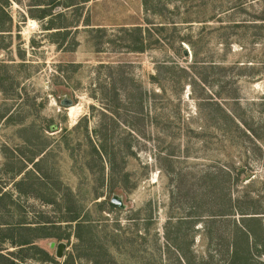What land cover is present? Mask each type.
Listing matches in <instances>:
<instances>
[{
	"label": "rangeland",
	"instance_id": "rangeland-1",
	"mask_svg": "<svg viewBox=\"0 0 264 264\" xmlns=\"http://www.w3.org/2000/svg\"><path fill=\"white\" fill-rule=\"evenodd\" d=\"M0 23V264H264V0H0Z\"/></svg>",
	"mask_w": 264,
	"mask_h": 264
},
{
	"label": "trees",
	"instance_id": "trees-1",
	"mask_svg": "<svg viewBox=\"0 0 264 264\" xmlns=\"http://www.w3.org/2000/svg\"><path fill=\"white\" fill-rule=\"evenodd\" d=\"M67 5H70L69 2H66ZM65 5V6H67ZM41 11L44 13H46V9L42 8ZM10 20V18H8ZM2 23H0V31H1V28H2ZM139 30V28L137 29ZM140 40L141 42H143V38H144V35L143 33L141 32L140 30ZM142 48V47H141ZM72 220H76V219H72ZM39 225H37L36 227H33V228H27L29 230H33V231H41V230H45L49 227H47L48 224L47 221H43V222H38ZM76 231H77V235L81 238L82 236V230L86 227V225H84V221H79L76 223ZM40 226V227H38ZM48 237V236H51L50 233H44V234H36V235H29L28 238H25V239H21V240H15V239H12L11 241V244L12 245H15V246H20L18 248V250L16 251L17 254H20L22 253L23 251H27L26 255H21L19 258L23 259L25 257H34V253H38V252H44L43 250H41L40 247H38V245H36L34 243L35 239L36 238H39V237ZM28 251H32L31 255H29ZM239 251L238 250H235V252L232 254V258H231V261H230V264H237L238 261H240L242 259V257L239 255L238 253ZM19 256V255H17Z\"/></svg>",
	"mask_w": 264,
	"mask_h": 264
},
{
	"label": "water",
	"instance_id": "water-1",
	"mask_svg": "<svg viewBox=\"0 0 264 264\" xmlns=\"http://www.w3.org/2000/svg\"><path fill=\"white\" fill-rule=\"evenodd\" d=\"M51 129H53V128H51ZM111 201H112L113 204H116L118 206H122L121 200L117 196H113L112 199H111ZM64 246L65 245L62 242H60L58 244L57 251H56V255L57 256H61L62 255V252L64 250Z\"/></svg>",
	"mask_w": 264,
	"mask_h": 264
},
{
	"label": "bare ground",
	"instance_id": "bare-ground-1",
	"mask_svg": "<svg viewBox=\"0 0 264 264\" xmlns=\"http://www.w3.org/2000/svg\"><path fill=\"white\" fill-rule=\"evenodd\" d=\"M76 107L70 108V115L73 117L75 115Z\"/></svg>",
	"mask_w": 264,
	"mask_h": 264
}]
</instances>
